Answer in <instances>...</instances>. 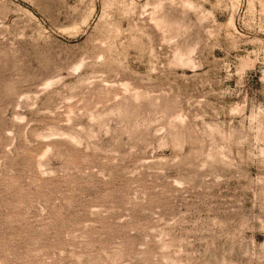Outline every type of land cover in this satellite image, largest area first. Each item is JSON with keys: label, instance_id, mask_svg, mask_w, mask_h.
Masks as SVG:
<instances>
[{"label": "rangeland", "instance_id": "1", "mask_svg": "<svg viewBox=\"0 0 264 264\" xmlns=\"http://www.w3.org/2000/svg\"><path fill=\"white\" fill-rule=\"evenodd\" d=\"M0 264H264V0H0Z\"/></svg>", "mask_w": 264, "mask_h": 264}]
</instances>
